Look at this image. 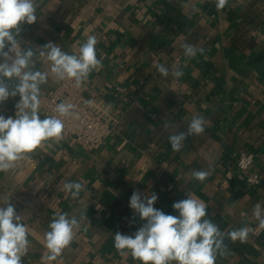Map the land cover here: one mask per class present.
<instances>
[{"label": "crops", "instance_id": "0c3cea01", "mask_svg": "<svg viewBox=\"0 0 264 264\" xmlns=\"http://www.w3.org/2000/svg\"><path fill=\"white\" fill-rule=\"evenodd\" d=\"M35 14L18 37L21 51L38 53L53 42L78 56L87 37L96 36L102 64L84 80L85 97L103 101L118 121L98 149L62 134L25 154L30 167H17L18 160L0 171V207L14 204L28 228L22 264H141L114 246L116 232L131 235L144 223L129 207L133 191L142 198L157 194L154 207L172 215H178L173 203L193 193L207 206L205 218L224 233L215 264H264V229L252 230L259 225L254 205L264 216V43L251 35L264 30V0H227L223 8L216 0H44ZM185 43L196 47L194 57L185 56ZM32 59L33 71L48 73L41 104L58 80L45 57ZM177 68L179 78L171 74ZM18 100L0 104V115L14 117ZM38 114L46 117L40 106ZM194 116L206 121L204 132L187 135L173 151L169 137L187 133ZM245 151L255 156L248 173H258L259 184L247 183L237 169ZM228 170L236 177L225 182ZM194 171L210 174L198 181ZM66 182L82 184L77 197ZM62 213L79 226L70 245L48 261L45 233ZM243 227L245 241L227 235Z\"/></svg>", "mask_w": 264, "mask_h": 264}, {"label": "clouds", "instance_id": "9594fccd", "mask_svg": "<svg viewBox=\"0 0 264 264\" xmlns=\"http://www.w3.org/2000/svg\"><path fill=\"white\" fill-rule=\"evenodd\" d=\"M227 0H216L217 8H223ZM37 0H0V104L9 97L19 96L15 104V116L0 115V171H8L15 162L26 158L42 142L59 141L64 130L63 121L57 116L41 119L38 114L40 106L41 85L47 83L48 73L33 71L37 54L51 62V73L57 80L74 79L76 86L87 79L89 73L101 66L97 58L95 35H89L79 48V55H70L62 51L56 43L48 42L36 50L19 49L22 22L29 25L37 21ZM185 56L192 58L197 49L191 44H183ZM7 48V50H6ZM11 53H14V58ZM158 72L167 77L169 70L163 65H156ZM172 76L179 78L183 72L177 68ZM19 81L18 83L15 81ZM72 104L60 103L55 112L59 116H68L73 109ZM206 121L202 116H194L188 125L187 133L180 132L169 137L173 151L182 148L187 135L204 132ZM165 128L169 124L165 123ZM209 171H194L192 176L204 181ZM64 189L77 197L82 190L79 182H66ZM158 196L152 193L142 195L133 191L129 199V207L144 223L131 235L115 233L114 246L122 254L131 253L133 259L141 264H215L216 253L223 246V236L219 227L207 219V206L198 198L187 197L174 202L172 208L178 215L166 214L154 207ZM0 207V264H22V256L27 253L29 240L28 228L22 223L15 205L5 201ZM261 205H254L252 214L264 228V216ZM75 217L68 218L67 213L58 214L49 225L50 231L45 233V247L49 254L44 257L55 261L63 249L68 247L74 237V228L78 227ZM247 227L235 229L227 235L233 241H245L248 237Z\"/></svg>", "mask_w": 264, "mask_h": 264}, {"label": "built area", "instance_id": "2783aa9c", "mask_svg": "<svg viewBox=\"0 0 264 264\" xmlns=\"http://www.w3.org/2000/svg\"><path fill=\"white\" fill-rule=\"evenodd\" d=\"M252 37L264 43V30H251ZM89 85L83 80L79 87L76 86L74 79L65 78L50 89L44 101L40 104V109L46 117L57 116L64 123L63 135L71 138L76 144L84 149H98L111 134L114 123L118 121L117 115L108 110V106L95 96L89 100L85 97V92ZM117 92L123 91V87L117 86ZM98 100V101H97ZM60 103L72 104L74 107L68 116H59L55 108ZM255 161V156L251 152H242L237 159V169L244 174V180L249 184H259L261 177L258 173H248ZM25 159L17 163V167L29 164ZM32 162L27 166L30 167ZM234 171L228 170L225 182L235 178ZM190 197L195 198L193 193ZM264 228L257 225L252 230L260 233Z\"/></svg>", "mask_w": 264, "mask_h": 264}, {"label": "water", "instance_id": "95a60500", "mask_svg": "<svg viewBox=\"0 0 264 264\" xmlns=\"http://www.w3.org/2000/svg\"><path fill=\"white\" fill-rule=\"evenodd\" d=\"M44 0H39L38 3L36 4V10L37 8L39 7V5L43 2ZM25 23L22 22L21 25H20V28L22 29L24 27Z\"/></svg>", "mask_w": 264, "mask_h": 264}]
</instances>
